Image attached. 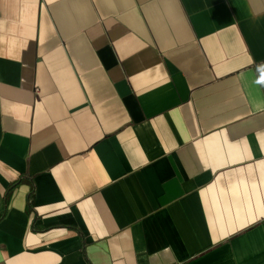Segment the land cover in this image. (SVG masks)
Instances as JSON below:
<instances>
[{"label": "crops", "instance_id": "0c3cea01", "mask_svg": "<svg viewBox=\"0 0 264 264\" xmlns=\"http://www.w3.org/2000/svg\"><path fill=\"white\" fill-rule=\"evenodd\" d=\"M0 264H264V0H0Z\"/></svg>", "mask_w": 264, "mask_h": 264}, {"label": "trees", "instance_id": "16d2710c", "mask_svg": "<svg viewBox=\"0 0 264 264\" xmlns=\"http://www.w3.org/2000/svg\"><path fill=\"white\" fill-rule=\"evenodd\" d=\"M12 189V188H11ZM9 193H10V191H9Z\"/></svg>", "mask_w": 264, "mask_h": 264}]
</instances>
